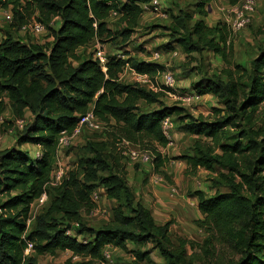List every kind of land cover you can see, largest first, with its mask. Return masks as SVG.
I'll return each instance as SVG.
<instances>
[{
	"label": "trees",
	"instance_id": "trees-1",
	"mask_svg": "<svg viewBox=\"0 0 264 264\" xmlns=\"http://www.w3.org/2000/svg\"><path fill=\"white\" fill-rule=\"evenodd\" d=\"M211 1L195 0L193 13L179 9L177 15L170 14L165 27L186 54L207 50L229 66L220 73L224 79L211 76L190 86L222 105L214 110L215 118L206 122L187 115L184 108L163 105V92L119 82L125 64L151 79L163 69L117 57L125 55L122 51L130 45L142 16L141 5L149 0L122 4L116 0H29L28 6L37 12L35 20L50 31L52 41L40 46L10 37L0 40V98L8 99L14 116L23 118L24 109L31 115V121L16 131V147L0 149V264H35L31 255L56 252H69L72 258L87 260L81 264H91L103 260L107 247L126 250L128 244L134 248L128 264H156L143 251L148 245L164 264H264V128L259 126L264 115L260 107L264 103V40L249 69L229 61L230 30L220 23L207 27L203 21ZM238 1L227 0L229 5ZM5 6L6 0H0V9ZM17 13L20 27L25 22ZM111 13L126 28L119 35L120 52L106 56L102 71L92 55L82 58L78 50L95 39L102 44L119 39L107 26ZM55 19L60 24L52 30ZM138 100L158 108L139 112ZM89 110L103 123L114 121L121 140L132 144L146 140L166 146L161 132L166 117H177L180 128L197 138L194 156L187 162L194 170H206L210 187L216 190L212 195L201 190L192 193L201 216L195 224L205 234L201 244L172 239L169 223H154L128 186L121 156L104 153L105 144H92L91 156L79 161L80 174L70 173L63 179L45 213L27 229L32 203L46 193L61 133H71ZM228 127L237 131L232 144L220 142V133ZM25 144L40 147L42 158L36 160L17 149ZM152 153L153 162L159 163L156 166H162L160 154L156 149ZM98 188L116 205L108 223L93 229L83 223L82 213L92 208L90 196ZM27 243L32 249L25 256Z\"/></svg>",
	"mask_w": 264,
	"mask_h": 264
},
{
	"label": "rangeland",
	"instance_id": "rangeland-1",
	"mask_svg": "<svg viewBox=\"0 0 264 264\" xmlns=\"http://www.w3.org/2000/svg\"><path fill=\"white\" fill-rule=\"evenodd\" d=\"M116 1L122 4L126 0ZM28 2L29 0H6V6L4 8L11 10L13 21L12 23H6L0 19V40L5 37H10L25 44L48 46L52 41L48 29L36 35L21 36L18 32L20 24L16 21L15 12H20L17 13V15H19L25 23L35 20L37 16L35 9L28 6ZM195 3V0H162V7L166 18L158 17L153 14L142 16L130 38V49L122 51L126 59L130 58L136 62L153 63L162 67V71H167L172 74L176 80L179 92L192 91L191 85L201 84V80L211 76H220L221 71L229 67L220 57L207 50L202 51L200 54H186V52L170 38L169 32L165 29V27L170 24V14H178L179 9L193 13V6ZM193 15L194 19H197V15ZM204 21L206 25L211 27L215 26L217 23L227 27L225 23L221 22V18L218 17L208 16ZM59 24L60 22L58 19L54 20L50 28L56 30ZM107 26L109 30L115 33L117 38H119L120 33L126 28L125 23L122 22L119 17H109ZM230 36L232 52L228 53L227 57L229 61L249 69L251 60L257 54L258 47L264 40V0H257L255 13L251 18L249 26L235 34L231 32ZM97 45H103L105 55L109 58L116 56L121 49L120 38L108 44H102V41L95 39L85 48L79 50V56L82 58L90 57ZM154 52H159L161 54L159 60H154L152 58ZM173 53H176V55L174 56ZM220 77L224 79L223 76ZM119 82L125 85L142 86L146 89H148L149 86V84L143 83L128 69H124L121 72L119 75ZM150 82L155 86L152 79ZM155 82H157L158 87L162 86L159 79H156ZM161 100L162 104L168 107L176 104L166 95H163ZM0 104H2L0 107V117L2 118L0 123V149L13 148L16 147L15 140L17 134L16 130H14L12 134L9 133V130L12 129V123H14V121L22 118L17 115L14 116L15 113L11 110L10 103L4 95L0 98ZM136 105L138 106L139 112H151L158 108L156 104L146 105L139 100L136 101ZM260 107L263 110L264 103H262ZM220 108H222V105L217 100L211 96H206L202 102L191 106H185L184 110L186 114L191 117L211 122L215 118L214 110ZM262 110H260V112H262ZM22 114L23 119H25L27 123L31 121V115L27 109H24ZM172 121L173 146H159L155 143H149L146 140H142L137 144L130 143L131 149L146 150L151 153L152 149H156L160 154V159L163 164L159 169V167L156 166L159 164L157 162L146 165L132 164L127 160H123L121 157L120 164L125 171L128 186L134 194V189L138 184L139 190L142 189L143 194L148 195L151 186L147 184V182L152 175H157L161 176L167 185H169V181L172 183L168 188L169 190L170 188L176 189V195L171 198L169 196L166 197L168 203L177 202L181 199L182 195L187 197L193 190H201L205 192L206 195H212L216 190L210 187L208 180L209 173L200 168L194 170L187 162L189 156H194L192 149L193 143L197 138L189 135L180 128L177 117H173ZM103 124V130L99 132L83 130L80 136L74 139L72 145L62 149L54 158L52 165L53 170L49 176V184L46 187L47 200L43 204L40 203L39 200L32 203L30 211V220L32 223L36 217L45 213L48 203L54 194V189L60 186L63 179L70 173L80 174V169L78 167L79 161L91 156L94 150L92 144H105L104 153L107 155L114 153L117 157H120L117 151L120 144L118 141L119 139H123L120 133V127L112 120ZM259 126L260 128H264V115L259 117ZM200 139L209 142L204 138ZM235 140H237V131L230 127L220 133L221 143L232 144ZM24 149H26L25 146H23L21 150ZM215 152L219 153L220 151L216 148ZM215 171L218 172L219 169L215 168ZM57 175L60 177L59 180H56ZM102 175H104V173H102ZM169 190L166 195H168ZM97 191L101 196L98 203V213L93 215H90L89 212L82 213L83 223L87 227L93 229L108 223L111 219V211L116 205L114 201L109 200L105 196L101 188H98ZM220 191L226 190L220 189ZM196 209L195 211L199 214L197 207ZM191 211H193L192 207ZM179 222L180 223H177V229H171L173 234L171 236L172 239L181 238L189 243L201 244L205 238L203 231L199 228L197 229L189 219H184V221L180 219ZM183 222H185L187 226H185ZM194 249L197 250L196 252H199L196 247ZM132 250H134V248L130 244L127 245L126 250L107 247L104 251L110 253V261L103 262L102 260H95L91 264H128L133 260ZM143 251L149 252V258L154 263L164 264L163 260L158 256L157 251L153 250L151 245H148ZM189 252H191L190 249ZM31 257L35 261V264H81L87 261L79 258H72L69 252H56L53 255L41 256L31 255Z\"/></svg>",
	"mask_w": 264,
	"mask_h": 264
},
{
	"label": "built area",
	"instance_id": "built-area-1",
	"mask_svg": "<svg viewBox=\"0 0 264 264\" xmlns=\"http://www.w3.org/2000/svg\"><path fill=\"white\" fill-rule=\"evenodd\" d=\"M216 0H212L207 8L212 10L213 8L217 9L219 13L221 14V22L225 23L228 27V29L233 33H237L242 31L243 29L247 28L250 24L251 18L253 14L255 13L257 0H239L237 4L235 5H227V6H221V4H218L215 2ZM162 0H149L148 3L141 5L142 10V16L144 15H150L153 14L158 17L166 18V15L164 13V9L162 7ZM111 17H117L116 13H111ZM0 19L6 23H12L13 15L11 10L1 8L0 9ZM56 20V19H55ZM46 29L43 24L37 22L36 20H32L30 22H27L25 24H22L18 32L21 34V36L25 35H36L45 32ZM23 43V42H22ZM175 56L176 53H173ZM118 58L122 60H126V58L123 55L117 56ZM152 58L154 60H159L161 58V54L159 52H154L152 55ZM92 59L93 61L98 62L100 65V68L102 71H105V64H106V55L104 52V47L102 45L95 46L93 52H92ZM124 69H128L132 71L138 79H140L143 83L149 84L147 90H151L154 92H163L166 96L170 97L174 103L175 106L184 108L185 106H191L196 103L202 102V100L208 96V95H199L196 91H188V92H179L177 88V83L172 74H170L167 71H157L155 76L153 77V81L155 83V86H153L150 82L151 78L146 75H140L137 74L133 69L129 67L128 64H125ZM123 69V70H124ZM156 79H159L162 83V86L158 87L157 82H155ZM142 87V86H141ZM2 121V118L0 117V123ZM25 119H19L14 121L12 125V129L9 130V133H13L14 130L19 131L22 130L23 127L26 125ZM103 122H101L91 110L87 111L82 117H80L77 125L75 126L74 130L71 133H65L62 132L58 142H57V154L60 153L62 149L67 148L68 146L72 145L75 138H78L83 130H90L99 132L103 130ZM172 128H173V122L170 117H166L163 119L161 123V132L162 135L166 139V146L171 147L173 146V136H172ZM119 146L117 148V151L119 155L123 158V160H127L129 163L132 164H140V165H146V164H152L154 160V155L146 150H137V149H131V144L125 140L118 141ZM121 145V147H120ZM35 151L31 153V157L39 160L42 158V151L40 147L35 146ZM173 164V163H172ZM53 170V169H52ZM59 175L56 176V180H59ZM160 179L155 178V182H158ZM49 184V183H48ZM174 195H176V189L170 188L168 196L171 198ZM100 194L98 191L92 192L90 196V200L92 205V208L89 211L90 215L98 213V203L100 201ZM37 200H39L40 203H44L47 200L46 193H43ZM30 217L27 220V229H29L31 225ZM68 235L71 234V232H67ZM32 244L27 243V247L24 251V255L28 256L31 252ZM103 262H109L110 261V253L108 251H103ZM76 258V257H75Z\"/></svg>",
	"mask_w": 264,
	"mask_h": 264
},
{
	"label": "crops",
	"instance_id": "crops-1",
	"mask_svg": "<svg viewBox=\"0 0 264 264\" xmlns=\"http://www.w3.org/2000/svg\"><path fill=\"white\" fill-rule=\"evenodd\" d=\"M215 2L218 4H221V6H227L228 5L227 0H216ZM208 10H209V12L205 18H207L208 16H213V17H218V18L221 17V14L219 13V11L217 9L213 8L212 10H210L208 8ZM173 15H177V14L173 13ZM204 19H203V21H204ZM204 23H205V21H204ZM205 25H206V23H205ZM206 26L211 27L209 25H206ZM130 46L131 45H128L127 50L130 49ZM81 49H79V50H81ZM79 50H78V53H79ZM147 63H149V62H147ZM23 146H25L27 149V150L24 149V151L28 152L31 150L30 152H28L30 155L36 149L35 146H33L31 144L22 145L17 149L21 150V149H23ZM171 164H172V162H171ZM161 167L162 166H159V169ZM155 178H159L160 180L158 182H155ZM147 184H149L151 186L150 191L148 192L149 193L148 195H144L142 192V189L139 190V186L137 184L136 188L134 189V196H135V199L137 198L136 200L140 201L146 207V209L149 210V212L152 216V219L156 225H163L165 223H169V233L171 236L173 235L171 232V229L172 228L177 229V223H180L179 222L180 219H182V221H184V219H186V220L189 219L196 226L195 222L200 219V216H199L198 212L195 211V209L197 207L196 206L197 201H196V198L192 195V193H194L197 190H193V192H190L187 197L185 195H182L181 199L175 203L174 202L168 203L166 201V197L168 196V195H166V193L169 190L168 189L169 186H171V184H172L170 181L168 183L169 185H167L165 183V180L161 176L152 175L149 178ZM146 197H147V199H146ZM191 207H192L193 211H191ZM183 224L185 226H187L185 222H183ZM196 228L198 229L197 226H196Z\"/></svg>",
	"mask_w": 264,
	"mask_h": 264
}]
</instances>
